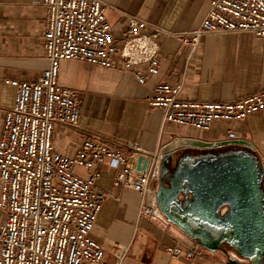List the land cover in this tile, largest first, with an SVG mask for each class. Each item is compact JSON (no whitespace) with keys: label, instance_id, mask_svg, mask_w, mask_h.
<instances>
[{"label":"built area","instance_id":"built-area-1","mask_svg":"<svg viewBox=\"0 0 264 264\" xmlns=\"http://www.w3.org/2000/svg\"><path fill=\"white\" fill-rule=\"evenodd\" d=\"M207 1L199 26L182 32L126 15L117 42L101 0H42L40 58L47 66L35 81L5 79L14 88V98L1 111L0 264H108L104 244L91 236L107 195L95 184L102 163L117 170L114 186L139 195L140 218L167 222L156 202L161 147L142 155L149 158L144 170L136 169L134 150L125 156L97 139H84L73 155L54 148L55 127H76L81 106L76 91L61 86L57 77L62 60H78L132 69L137 81L145 84L159 71L160 43L166 38L188 47V58L208 34L249 32L264 39V0ZM182 87L181 82L160 80L147 95L148 105L161 111L163 125L208 131L214 122L243 121L264 109V88L239 100L199 101L183 98ZM259 160L264 172V154ZM226 209L220 207L219 213ZM116 246L114 264H119L126 248ZM166 252L171 258L197 255L194 246L178 239Z\"/></svg>","mask_w":264,"mask_h":264},{"label":"crops","instance_id":"crops-1","mask_svg":"<svg viewBox=\"0 0 264 264\" xmlns=\"http://www.w3.org/2000/svg\"><path fill=\"white\" fill-rule=\"evenodd\" d=\"M114 39L119 42L126 15H135L163 28L182 32L199 26L207 0H101ZM45 27L42 0H0V129L1 111L12 104L14 88L5 79L35 81L47 62L40 58ZM189 49L173 37L160 43V68L140 84L132 69L106 68L78 60H62L58 83L81 99L76 127L58 125L52 142L73 155L84 139L108 143L125 156L151 155L175 137L207 141L229 138L250 141L264 154V109L243 121L214 122L208 131L162 124V113L146 97L160 80L183 84L181 96L199 101H234L264 88V39L249 32L208 34L188 58ZM96 186L106 192L91 236L104 244L105 262L114 264L116 244L125 246L119 264H233L237 254L207 250L173 224L150 222L138 216L139 195L113 185L117 170L99 165ZM82 176L87 172L76 168ZM195 247L197 255L171 258L166 248L176 240Z\"/></svg>","mask_w":264,"mask_h":264},{"label":"water","instance_id":"water-1","mask_svg":"<svg viewBox=\"0 0 264 264\" xmlns=\"http://www.w3.org/2000/svg\"><path fill=\"white\" fill-rule=\"evenodd\" d=\"M228 143L245 147L213 152ZM247 147L254 145L246 139H171L161 147L156 202L166 221L199 246L244 259L233 264H264V172L259 155ZM148 161L139 156L136 169L144 170ZM167 164L173 173L166 185ZM222 206L227 209L221 215Z\"/></svg>","mask_w":264,"mask_h":264},{"label":"flooded vegetation","instance_id":"flooded-vegetation-1","mask_svg":"<svg viewBox=\"0 0 264 264\" xmlns=\"http://www.w3.org/2000/svg\"><path fill=\"white\" fill-rule=\"evenodd\" d=\"M233 138H229L226 140H231ZM245 147L244 145H237V144H226V145H222L220 146L219 150H214V153H221V152H233V151H240V149H243ZM248 150L249 153H253L258 155L257 149L254 147L253 149H250L249 147L246 148ZM205 152V151H203ZM195 153H200V151L195 152ZM202 153V152H201ZM172 173H173V167L171 164H167V170L165 171V173L162 175V181L164 182V184H168L169 180L172 177Z\"/></svg>","mask_w":264,"mask_h":264},{"label":"rangeland","instance_id":"rangeland-1","mask_svg":"<svg viewBox=\"0 0 264 264\" xmlns=\"http://www.w3.org/2000/svg\"><path fill=\"white\" fill-rule=\"evenodd\" d=\"M258 155L260 156V155H263V153L259 150L258 151Z\"/></svg>","mask_w":264,"mask_h":264}]
</instances>
